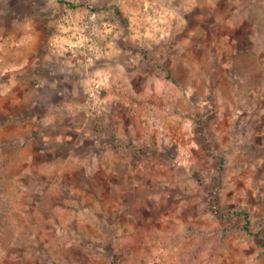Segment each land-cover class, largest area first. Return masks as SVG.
Returning <instances> with one entry per match:
<instances>
[{
	"label": "rangeland",
	"instance_id": "rangeland-1",
	"mask_svg": "<svg viewBox=\"0 0 264 264\" xmlns=\"http://www.w3.org/2000/svg\"><path fill=\"white\" fill-rule=\"evenodd\" d=\"M261 236L264 0H0V264H264Z\"/></svg>",
	"mask_w": 264,
	"mask_h": 264
},
{
	"label": "trees",
	"instance_id": "trees-1",
	"mask_svg": "<svg viewBox=\"0 0 264 264\" xmlns=\"http://www.w3.org/2000/svg\"><path fill=\"white\" fill-rule=\"evenodd\" d=\"M115 11L116 13L118 14L120 20L123 22V24H127L128 20L127 18L125 17V15L122 13V11L118 8V7H115ZM234 214L236 215H243L244 219H245V228L247 230H249V225H250V222H251V219H250V213L248 210L246 209H240V210H234L233 211ZM260 241L261 243L264 245V237H260Z\"/></svg>",
	"mask_w": 264,
	"mask_h": 264
}]
</instances>
